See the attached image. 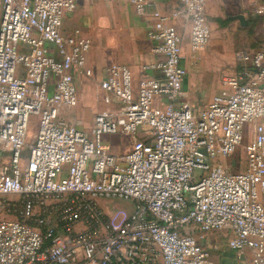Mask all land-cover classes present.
I'll return each instance as SVG.
<instances>
[{
	"label": "built area",
	"instance_id": "obj_1",
	"mask_svg": "<svg viewBox=\"0 0 264 264\" xmlns=\"http://www.w3.org/2000/svg\"><path fill=\"white\" fill-rule=\"evenodd\" d=\"M162 1L129 0L153 59L137 86L106 68L87 133L63 117L90 75L91 38L63 32L76 0H0V264H215L203 241L221 231L264 264V50L238 52L241 71L196 110L181 94L188 54L212 37L207 2ZM114 199L133 211L110 230L100 202Z\"/></svg>",
	"mask_w": 264,
	"mask_h": 264
},
{
	"label": "rangeland",
	"instance_id": "obj_2",
	"mask_svg": "<svg viewBox=\"0 0 264 264\" xmlns=\"http://www.w3.org/2000/svg\"><path fill=\"white\" fill-rule=\"evenodd\" d=\"M263 3L264 0L208 2V8L212 11L207 16L212 29L211 40L196 58L188 54L185 61L187 79L181 99L194 109L204 107L222 89L223 77L241 71L242 65L236 58L238 52L264 50V14H258L255 10ZM92 5L96 9V22L86 28L92 40L87 57L90 75L78 79V106L64 114L68 124L87 133L91 130L94 115L106 109L99 85L103 79L102 70L111 62L129 64L132 68H138L140 79L142 62L149 56L151 43L147 37L148 23L127 0H98ZM238 16L244 17L245 26L237 19ZM36 120L37 117H33V121ZM34 122L29 131V143L36 131ZM133 142V136L121 138L120 151L127 152ZM24 154L27 157V149ZM234 157L241 159L240 170H244L245 143ZM100 205L108 216L110 230L118 228L133 211V203L128 200L101 201ZM38 210L34 208L33 211Z\"/></svg>",
	"mask_w": 264,
	"mask_h": 264
},
{
	"label": "crops",
	"instance_id": "obj_3",
	"mask_svg": "<svg viewBox=\"0 0 264 264\" xmlns=\"http://www.w3.org/2000/svg\"><path fill=\"white\" fill-rule=\"evenodd\" d=\"M127 1L129 2V0ZM94 2H98V0H76V10L68 13L63 19V32L69 34L72 33L75 29H81L85 36L91 38L86 28L93 26V22H96V9L95 6L92 5ZM206 2V15L208 16V14L210 15L212 11L208 8V2L210 3V0H206ZM179 5L180 0H163L160 3V8L164 11H170L178 7ZM143 20L147 22L145 18H143ZM184 34L185 41L187 42V33ZM151 47L152 42L150 43L149 56L146 58L145 61L143 60L142 64L149 62L153 59ZM113 63L125 65L126 67H128L133 75L134 84L135 86H137L139 80L137 74L138 68H132V66L129 64L111 62L102 70L103 77L106 68ZM229 237L230 234L227 231L212 232L206 235L203 243L210 252L211 259L215 262V264H252L251 253L249 251H247L245 255L239 258L238 253L228 247L227 243Z\"/></svg>",
	"mask_w": 264,
	"mask_h": 264
},
{
	"label": "water",
	"instance_id": "obj_4",
	"mask_svg": "<svg viewBox=\"0 0 264 264\" xmlns=\"http://www.w3.org/2000/svg\"><path fill=\"white\" fill-rule=\"evenodd\" d=\"M237 19H239V20H240V22H241V24H242L243 26H245V25H246V21H245V19H244V17H243V16H238V17H237Z\"/></svg>",
	"mask_w": 264,
	"mask_h": 264
}]
</instances>
